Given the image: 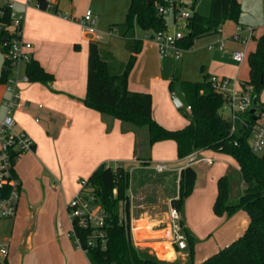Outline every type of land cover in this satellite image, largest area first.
I'll use <instances>...</instances> for the list:
<instances>
[{"label":"crops","instance_id":"obj_1","mask_svg":"<svg viewBox=\"0 0 264 264\" xmlns=\"http://www.w3.org/2000/svg\"><path fill=\"white\" fill-rule=\"evenodd\" d=\"M49 1L53 7L43 10L35 0H12L15 11L24 14L22 37L32 44L33 58L53 73L55 79L48 84L39 81L21 83L22 97L28 107L17 110L15 117L18 127L33 137L35 147L15 164L22 191L17 214L10 219L9 228L0 234V258L7 259L9 264H92L87 252L77 248L69 236L72 223L67 204L79 191L80 179L89 178L101 164H105L114 168L130 167L131 170L151 169L157 174L156 178L144 176L135 195L130 182L133 241L140 249L159 258L171 256L168 259L171 263L180 256H183L180 262H187L185 250L177 249L172 242L169 221L171 200L178 193L166 201L161 198L159 188H167L171 173L177 172L180 179L185 159L178 157L174 140H162L152 146L150 162L143 163L135 153L136 134L133 131L124 132L119 119L111 122L109 129L103 115L83 103L82 99L87 93L89 47L95 38L85 32L79 20L91 8L97 14L96 27L103 35L98 40L100 44L108 38L111 45L119 47L118 55L110 52L104 56V49L100 45L111 73L123 72L134 51V40L143 41L129 74V88L151 93L154 118L170 129L182 128L189 123V118H183L177 110L171 94L170 83L175 69H179L180 79L175 81L180 84L181 80L197 82L213 75L248 80V60L239 62L232 56L234 49L243 48L244 45L231 40L230 36L239 25H251L234 22L227 35L224 36L223 30L209 34L211 39L200 45H197L198 39L183 52L180 60H175L160 57L150 32L138 37L127 35L129 29L124 21L130 0ZM182 1L187 7H192L191 0ZM3 3L0 0V5ZM65 14L73 18H66ZM122 23L126 29L123 35L113 34L117 31L115 25ZM256 33L255 28L254 37ZM220 37L226 39L225 49L220 50L217 46L209 48V44L217 42ZM252 41L248 46L249 51L256 47L255 42L251 45ZM24 70L22 67L21 71ZM6 96L7 93L0 86L2 112ZM211 150H200L199 157L204 153L205 156L200 158H211V162L220 159L228 164L225 170L232 168L233 171L229 172L240 169L231 155L216 156L223 152ZM213 152L216 154L213 155ZM161 160H170V166L174 165L168 171L156 172L153 165ZM201 162L204 161H198L193 166L197 169V164ZM226 174L222 173L218 179ZM159 175L162 176L159 178ZM214 215L217 221L209 227L205 224L202 227L199 224L204 218L201 209L196 213V217L200 218L196 223L189 214L185 220L181 213L185 227L195 236V264H201L230 245L244 234L250 223V216L244 210L231 216ZM197 230L203 234L200 239H197ZM205 237L210 239V245L208 242L201 243ZM2 247L6 248V254L1 252Z\"/></svg>","mask_w":264,"mask_h":264},{"label":"trees","instance_id":"obj_2","mask_svg":"<svg viewBox=\"0 0 264 264\" xmlns=\"http://www.w3.org/2000/svg\"><path fill=\"white\" fill-rule=\"evenodd\" d=\"M39 8L48 10L49 0H35ZM198 0H191L192 7ZM173 8L174 12L182 6V0H130L125 16L128 29L138 26L153 35L167 27L165 15L159 7ZM11 10L4 3L0 5V49L7 53L11 47ZM242 13L241 0H210L207 15L192 12L190 31L182 38L181 45L190 49L195 41L205 35L217 33L226 21L240 24ZM256 47L248 51L246 60L250 68V77L243 83L252 87L253 98L258 107L264 105L260 96L264 90V33L254 37ZM143 41L134 40V51L123 72L111 73L108 62L100 50V42L91 40L88 58L87 93L83 103L99 111L111 128V122L119 119L124 132L133 131L137 136L135 153L137 159L147 164L151 160L152 146L162 140H174L177 154L185 158L194 150L212 149L231 155L240 166L244 188L236 202L231 201L233 194L232 178L223 175L218 179V193L213 205L217 216H231L239 210L246 211L250 223L242 236L219 252L206 258L201 264H264V152L256 153L251 147L252 130L256 119L248 112V123H238L232 131L228 118L224 117L225 95L211 83L210 77L202 81L181 80V89L190 106L189 123L182 128L170 129L158 122L152 113V95L149 92L135 91L129 88V74L142 49ZM5 57L1 79H4ZM31 81L48 84L55 79L41 63L32 58L26 66ZM180 79L179 69H175L173 83ZM147 133L141 134L142 128ZM13 176L17 177L15 170ZM96 187L101 202L108 212L106 228V247L101 244L87 246L88 229L78 228L92 264H171L150 253H143L133 241L131 227V171L125 166L114 168L101 164L88 178ZM197 169L193 165L180 171L179 192L171 200L172 206L182 213L185 199L194 190ZM116 190V191H115ZM11 186L0 188V200L10 194ZM182 230L188 240V261L179 264H195V236L186 227L182 216ZM178 249V247H177ZM0 264H9L0 258Z\"/></svg>","mask_w":264,"mask_h":264},{"label":"built area","instance_id":"obj_3","mask_svg":"<svg viewBox=\"0 0 264 264\" xmlns=\"http://www.w3.org/2000/svg\"><path fill=\"white\" fill-rule=\"evenodd\" d=\"M4 4L10 8L11 13V30L12 40L11 47L6 53L7 63L4 66V79L0 80V86L7 93L3 100V112L0 105V188L5 185L11 186L10 194L0 200V218L15 217L18 211V204L21 195V181L18 177L13 176L16 162L27 152L32 151L35 147L33 137L24 129L17 125L15 113L21 108H27V103L23 100L21 93V83L30 82V77L26 72V66L33 58L32 44L23 39V22L24 14L17 13L14 9L12 0H3ZM53 6L48 3V9ZM171 8L159 7V11L164 15ZM57 13L62 14L60 11ZM66 18H73L67 14ZM192 11L189 7L182 6L174 12V29L167 27L164 30L154 32L150 37L156 42L158 52L161 58L172 57L175 60L182 58L186 50L181 45L182 38L190 31V18ZM97 14L88 8L82 18L79 20L85 32L100 40L103 35L96 27ZM222 30L219 28L218 32ZM246 33V35H243ZM255 36L253 26L239 25L236 31L230 36V39L240 42L243 48L234 49L232 56L236 61L243 62L248 55V46ZM218 47L224 50L226 39L220 37L217 42L209 44V48ZM24 64V71H21ZM212 85L222 92L226 99L223 110H229L228 119L232 125V131L236 129L238 123L247 124V113L253 107L252 87L243 83L236 77L210 76ZM254 112L256 119L255 126L252 130L251 147L254 152H264V105L258 107ZM190 108V106H189ZM200 149L194 150L185 159V166L193 165L198 161L211 162L208 157H199ZM183 167V168H184ZM156 172L162 173L171 169L170 163L165 160L156 162L153 165ZM116 191V190H115ZM68 214L72 223L69 236L77 248L88 252L84 245L82 236L77 231L78 228L90 230L87 236V246L101 244L102 248L106 247V228L108 226V212L103 206L96 187L88 178L80 179L79 191L69 200L67 204ZM181 213L172 206L169 210V221L172 230V242L179 250H185L188 247L187 236L182 230L180 223ZM3 254L7 253L5 247L1 248Z\"/></svg>","mask_w":264,"mask_h":264},{"label":"rangeland","instance_id":"obj_4","mask_svg":"<svg viewBox=\"0 0 264 264\" xmlns=\"http://www.w3.org/2000/svg\"><path fill=\"white\" fill-rule=\"evenodd\" d=\"M241 3H242V13H241V17H240V22L244 23L245 25H251L254 28H256V32H257L256 37L260 36L262 33H264V0H241ZM190 9L192 12L197 11L200 14L207 15L210 11V0H198L196 2V4L194 5V7L190 8ZM165 19H166L168 27L173 30L174 29V9L173 8H171V10H169L165 14ZM233 23H234L233 21L229 20V21H226L222 25V30H223L224 36L227 35L228 32H230V30L232 29L231 27H232ZM115 27L117 28V31L114 32L113 34L123 35L124 31H126V29L123 27V23L117 24V25H115ZM10 29L12 30L13 27L11 26ZM126 33L130 37L135 36V35H136V37L145 36V34H147L146 31H144L142 28H140L138 26L135 28H131V29L127 30ZM214 34H216V33H214ZM198 39H197L198 40L197 45H200L206 41H209L211 39V37H210V35H207V36H202L201 38H198ZM107 40H108V38L104 39L103 43L100 44L101 49H104L103 50L104 56L109 55L108 53H110V52L112 53V55L113 54L118 55L119 47L111 45V43H109ZM254 42H255V40L252 41L251 45H253ZM5 57H6V54L3 53V51L0 49V77H1L2 72H3V65H4ZM22 66L24 68V64ZM173 93H176L177 96L179 98H181V100L183 102V104L181 106H177L175 104V106H176L177 110L179 111V113L181 114V116L183 118H190V108H189V105L187 104L186 99L182 93L181 84L178 81H175L173 83V90H171V94H173ZM260 99H261V101H264V90L261 93ZM222 113H223L224 117H226V118L229 116V110H227V109H224L222 111ZM143 133H145V134L147 133L146 127L142 128L141 134H143ZM212 151H214V150H211L210 152H212ZM262 153L263 152H261L259 154H262ZM212 154L214 155L216 153L213 152ZM222 155L226 156V157L229 156V155L224 154V153L221 155H216V156H222ZM202 156H205V154L201 153L200 157H202ZM169 162H170V160H169ZM173 165L174 164H171V166H173ZM183 166H185V164ZM226 166H228L227 163L226 164L222 163V161L220 159H217V158L215 161H213L211 163L204 161V162L197 164V179H196V184H195L194 190H193L192 194L185 199L183 207H182V212L184 214L185 220H186V216L189 214V217L191 218V220L195 221V223L197 221H199L200 218L196 217V213L199 212L201 209L202 212H204V218H202L201 219L202 221L199 222V224H202L201 225L202 227L204 226V224L209 227L217 221V218L214 215L213 205H214V200L216 197L217 187H218L217 186V179L222 173H227V175H230L232 178L233 194L231 197V201L236 202L238 200L239 195L243 189L240 169H237V172H229V171H233V170H232V168H231V170H228V171L225 170L224 167H226ZM129 170L131 171V188H132L133 195H135V193L139 190L140 183L143 182L145 179L144 176L147 175L150 178H156V176H157V174L151 169L141 171V169H136V170L132 169L131 170V168L129 167ZM161 176L162 175H159V178ZM170 176L171 177L168 180L169 184H167L168 185L167 188H161V186L159 187L160 191H161V198H165L166 201L168 200V197L178 193L177 179L179 176H178L177 172L176 173L174 172L173 175L171 173ZM159 194H160V192H159ZM10 219H12V218H0V234L2 232H4L7 228H9ZM198 231L199 230H197V232H196L198 235L197 239H200L199 237L202 236L203 234L198 232ZM206 237L203 239L201 238L202 239L201 243L208 242V245H210L211 244V242H209L210 239L209 238L206 239ZM185 252L187 253V258H188L189 255H188L187 249H185ZM143 253L148 254L149 252L143 250ZM163 258H166V259H163ZM163 258H159V259L169 262L170 260H168V259H170L171 256H168V257L165 256ZM180 258H183V256H180L176 260V262H172L171 264H179Z\"/></svg>","mask_w":264,"mask_h":264},{"label":"water","instance_id":"obj_5","mask_svg":"<svg viewBox=\"0 0 264 264\" xmlns=\"http://www.w3.org/2000/svg\"><path fill=\"white\" fill-rule=\"evenodd\" d=\"M173 99H174V102L177 106H181L183 104V102L181 101V99L177 96L176 93H173ZM256 104H257V100L254 99L253 101V107L251 108V112H254L255 109H256Z\"/></svg>","mask_w":264,"mask_h":264},{"label":"bare ground","instance_id":"obj_6","mask_svg":"<svg viewBox=\"0 0 264 264\" xmlns=\"http://www.w3.org/2000/svg\"><path fill=\"white\" fill-rule=\"evenodd\" d=\"M165 252V251H164ZM168 255V254H167Z\"/></svg>","mask_w":264,"mask_h":264}]
</instances>
